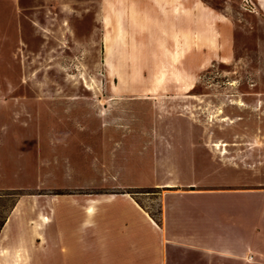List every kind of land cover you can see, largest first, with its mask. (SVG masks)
<instances>
[{
  "label": "rangeland",
  "instance_id": "374dc122",
  "mask_svg": "<svg viewBox=\"0 0 264 264\" xmlns=\"http://www.w3.org/2000/svg\"><path fill=\"white\" fill-rule=\"evenodd\" d=\"M186 13L178 59L121 25L111 0H0V264H85L111 218L162 219L164 205L257 220L242 191L262 186L240 174L264 168L263 15L255 0H186ZM169 123L199 125L233 178L183 175L197 169Z\"/></svg>",
  "mask_w": 264,
  "mask_h": 264
},
{
  "label": "crops",
  "instance_id": "0c3cea01",
  "mask_svg": "<svg viewBox=\"0 0 264 264\" xmlns=\"http://www.w3.org/2000/svg\"><path fill=\"white\" fill-rule=\"evenodd\" d=\"M111 1L118 5L120 24H129L128 27H134L138 34L146 32L148 44L155 54L178 59L185 57L186 27L190 18L186 13V0H145L148 4L145 8V16L143 11H138L143 9L139 6L143 0ZM255 1L264 20V0ZM128 3L134 4V7L129 9L132 13H127ZM131 17H137L141 22L132 24ZM197 20L198 17L193 18L194 26L200 23H197ZM135 25L139 28L137 29ZM182 95L184 96V94H170L169 97L174 99L176 97L179 100ZM257 100V108L261 112V98ZM163 131L178 133L175 137L180 140L181 146H178L174 152L181 158L180 162L192 163L194 169H197L192 173L183 172V175L215 174L230 175L228 177L233 178L232 172L216 171V165L206 149L208 146L206 140H202L203 129L199 125L169 123L164 125ZM250 144L252 143L248 142V148L252 147ZM258 163L262 161L258 160ZM240 175H245V181L256 180L257 184L262 186L245 188V191H242L257 195L258 204L253 208L257 216L256 221L245 220V214L242 213L241 219L235 223L220 226L212 218L211 207L180 205H164L163 218L159 223L148 214L143 215L140 221L114 217L108 223L109 232L113 233V236L106 240L99 236L97 254L85 258L84 263L264 264V168L259 167V170L253 173L245 171ZM171 184L164 183V185ZM169 206L171 210L168 209ZM82 207L86 212L92 210L91 204L88 203ZM169 211L174 214L168 215ZM243 211L245 207L242 208ZM237 212L239 213L238 210ZM45 221H48V218ZM67 260L69 261L70 258L67 257Z\"/></svg>",
  "mask_w": 264,
  "mask_h": 264
},
{
  "label": "bare ground",
  "instance_id": "6f19581e",
  "mask_svg": "<svg viewBox=\"0 0 264 264\" xmlns=\"http://www.w3.org/2000/svg\"><path fill=\"white\" fill-rule=\"evenodd\" d=\"M196 9H197L199 12L201 11V12L203 13L202 8L199 6V4H196ZM125 28H126V27L124 26V27L121 29L120 27H118L117 24L114 26V29H116V30L120 33V35H122L123 37H124L125 34H127ZM178 85L181 86V87H188V88L192 87V85H190V84H186V82H180ZM218 144H219V143H215V144H214L216 148H219ZM222 144H223V143H222ZM219 145H221V144H219ZM44 218L47 219V217H44Z\"/></svg>",
  "mask_w": 264,
  "mask_h": 264
},
{
  "label": "trees",
  "instance_id": "16d2710c",
  "mask_svg": "<svg viewBox=\"0 0 264 264\" xmlns=\"http://www.w3.org/2000/svg\"><path fill=\"white\" fill-rule=\"evenodd\" d=\"M150 216L157 222V223H159L160 222V217H155V216H153L152 214H150ZM3 224H4V220H2V222H0V229L2 228V226H3Z\"/></svg>",
  "mask_w": 264,
  "mask_h": 264
}]
</instances>
